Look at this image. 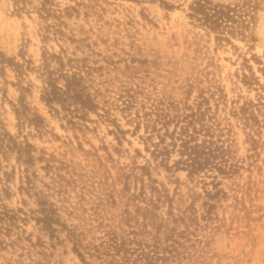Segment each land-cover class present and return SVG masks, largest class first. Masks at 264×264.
<instances>
[{
  "label": "rangeland",
  "instance_id": "obj_1",
  "mask_svg": "<svg viewBox=\"0 0 264 264\" xmlns=\"http://www.w3.org/2000/svg\"><path fill=\"white\" fill-rule=\"evenodd\" d=\"M17 1L0 0V130L36 161L28 187L17 150L0 154V204L19 217L9 232L0 223V264H110L112 232L147 250L176 239L184 263L264 264V0H209L231 8L216 29L192 10L199 0H54L60 15L46 19L40 0ZM54 23L61 33L44 38ZM44 52L79 59L97 112L72 125L42 101ZM21 100L45 118L39 130L18 119ZM158 103L167 125H153ZM180 134L222 147L236 171L188 176ZM38 196L65 227L36 221ZM171 211L195 215L190 238Z\"/></svg>",
  "mask_w": 264,
  "mask_h": 264
},
{
  "label": "trees",
  "instance_id": "obj_2",
  "mask_svg": "<svg viewBox=\"0 0 264 264\" xmlns=\"http://www.w3.org/2000/svg\"><path fill=\"white\" fill-rule=\"evenodd\" d=\"M17 2L18 1L16 0V3ZM40 2L38 12L42 19L60 15L57 14L58 10L54 8V0H40ZM56 6L57 8H60L58 7L59 5ZM72 8L73 7H67L66 11H69ZM191 8L195 13L205 15L206 20L211 22L213 29L218 28L231 11L230 7L212 5L209 0H199L195 2ZM59 27L60 25L55 23L53 25L46 26L44 38H49L50 34L54 35L61 33V29ZM4 59L5 57L0 52V63H2ZM8 61L11 62V60ZM53 61L57 62V66L52 64ZM78 61V58L75 59L67 57V62H65L62 55L44 52L43 65L39 68L44 83L41 95L42 101L53 111H58L56 106L59 105L65 111L67 122L72 125L76 124L72 117L73 115L79 116L78 118L83 119L87 112H97L98 109V104L94 99V95L87 90L88 88L85 85L86 79L83 75V67L76 64ZM67 67L69 69H67ZM60 81H63L64 85H61ZM161 106H163V104L159 103L154 106L156 116L155 120H153L154 126L159 122L163 125H167L168 122H170L168 112L165 111L166 108ZM21 108L24 110L26 109V105L23 102L20 107L15 108V113L18 116V119L21 120V122L26 121L28 124L33 125L39 130L40 125L43 124L45 118L38 113L30 116ZM180 137H183L180 138L183 144V154L187 156V158L183 159L180 163L185 164L184 166L187 168L186 171L188 172V176L193 177L208 168H214L223 175H229L236 171L232 164L229 168H227L228 161L224 160L225 151L222 147H219L218 145L214 147V143L209 141H204L202 144L191 145V141L185 140L183 134H180ZM190 137L192 138V136ZM14 149L17 150L18 161L27 164L24 178L26 185L29 187L32 185V181L28 173V164H32L36 161L35 156L32 155L33 151H35V147L28 142L23 144L18 142L16 138L5 129H3V131L0 130V154L3 153V155H5L8 151H13ZM217 158H221L222 162L219 164L215 163ZM4 174L8 175L6 171H4ZM212 184L218 194L222 192V190L219 189V181H215V178H213ZM23 188L25 187H22V189ZM2 191L6 192L5 189H2ZM161 198L162 196L159 192L158 197L156 199H152L153 204L161 202ZM38 203L40 205L39 212L41 215L36 218V221L42 224L45 230L50 231V233L55 232L57 230L55 227L56 224L65 227L58 219L57 212L54 209V204L50 202L46 196H38ZM211 207L212 205H210L208 209L210 210ZM171 214L174 213L171 211ZM194 217L191 218L190 215H173V221L184 223L186 225L184 230L177 232L178 236L186 237L187 239L190 238L189 234L191 232L189 231V223L193 221ZM18 219L19 217L14 211L8 210L4 205H2V207L0 206V223L6 225V222H8L6 225V232L10 231V227L13 224H16ZM0 230H3L2 226L0 227ZM172 230L175 231L176 229L173 228ZM69 231L70 236L75 240V251L78 253L79 257L85 261V256L80 249L81 243L78 236L73 230L69 229ZM175 240L173 241L174 244L170 245L168 248H163L161 243L156 241V243L152 245V250H147V247L141 244H139L138 248L130 247L125 239H121L115 232H112L108 239L104 241L106 244L104 252H106V255L110 257V264H167L166 262L168 259H172V264H190L183 262V257L181 256V252L177 246L178 242ZM130 242L132 243L133 241L131 240ZM96 249L97 248H95V250ZM96 251L99 252L100 250Z\"/></svg>",
  "mask_w": 264,
  "mask_h": 264
}]
</instances>
